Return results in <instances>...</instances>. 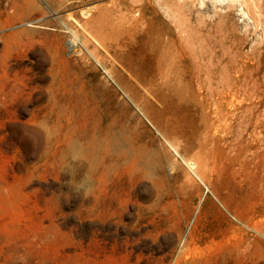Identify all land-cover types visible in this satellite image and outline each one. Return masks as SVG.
Segmentation results:
<instances>
[{
	"label": "rangeland",
	"instance_id": "obj_1",
	"mask_svg": "<svg viewBox=\"0 0 264 264\" xmlns=\"http://www.w3.org/2000/svg\"><path fill=\"white\" fill-rule=\"evenodd\" d=\"M23 1L0 0V264H264V0ZM97 6L143 18L108 47ZM168 24L218 62L180 92L145 51Z\"/></svg>",
	"mask_w": 264,
	"mask_h": 264
},
{
	"label": "bare ground",
	"instance_id": "obj_2",
	"mask_svg": "<svg viewBox=\"0 0 264 264\" xmlns=\"http://www.w3.org/2000/svg\"><path fill=\"white\" fill-rule=\"evenodd\" d=\"M34 7L36 8L33 0H24L21 4H18V5L16 4L14 11L24 14ZM148 7L149 8L152 7V3L150 0H145L140 3V8H148ZM93 9H95V11L92 14H91L92 12L91 9H89L88 7L81 11V14L83 15L84 14L86 16L90 15V18L87 21H85L84 24L90 27L92 31L95 32V34L98 35L99 38H101L100 40H102L103 42L105 41L104 42L105 46H108V47H112L109 41L114 42V43L116 42L115 36L118 33H120L121 30L125 29L126 23L131 24L132 22L137 21V23L140 24L143 18L141 15L135 19L131 18L130 16L127 17L126 13L124 12L125 11L129 12L131 10L130 8H127V7H124V12L119 11L118 15L115 14L113 16H111L112 12L111 13L108 12V9L105 6H100V7L97 6V7H94ZM106 15L108 16L106 17ZM64 28L70 31L68 27L65 26ZM170 29L171 27L168 24V27L166 30L158 29L157 31H155V34L151 38V40L146 42L147 44H146L145 51L149 53V56L155 65V70H156L158 79L161 80V82L165 83L166 85H169L172 88H174V90H176L177 92H180L181 91L180 84L181 82H183L182 80L184 76L186 75V73L188 74V76L190 75L189 71L184 69L186 65H192L195 68V69L193 68V70H195L193 72V76H195V79L198 78V81H199V79L201 78V75L203 73H208L207 71L209 69L211 70V67L216 68L218 62L214 57H208L205 59L204 54L202 53L201 50H189V49L183 48L179 44V40L181 38L176 39L172 33V30ZM105 33L108 35H106ZM71 34L73 35L72 32ZM178 37H181V36L179 35ZM70 44L74 45L75 44L74 40L71 39ZM210 97L212 96H204L203 99L206 98V100H209ZM175 98L176 100L178 99L179 101H183L185 99H190V100L199 99L198 96H175ZM211 100L213 101V99ZM215 102L217 103V97H215ZM212 104H213L212 106H214L215 103H212ZM228 104H229V107H228L229 110L223 113L224 114L223 120L225 122L229 121L234 116V106L230 104L229 102ZM214 110L216 113L215 118H217L218 121L221 120L219 117L220 115H219L217 105L214 106ZM162 132H163L164 137L168 140V142L169 141L171 142L170 144L175 143L176 139H174V137L171 135V132L168 129L162 128ZM97 175L98 174L95 172V174H93L91 178L92 179V183H91L92 184V194H93V199H92L93 216L96 215L97 206H98L97 195H95L96 190H97V186H96V180H98ZM97 227H98L97 225L96 226L94 225V228L92 230L94 238H96L100 234V231ZM187 227L189 226L187 225Z\"/></svg>",
	"mask_w": 264,
	"mask_h": 264
}]
</instances>
